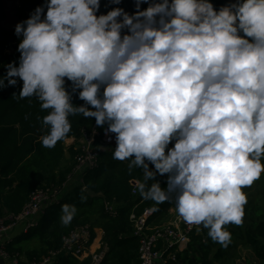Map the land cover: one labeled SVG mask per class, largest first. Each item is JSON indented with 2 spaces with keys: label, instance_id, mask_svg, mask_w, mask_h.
Instances as JSON below:
<instances>
[{
  "label": "clouds",
  "instance_id": "clouds-1",
  "mask_svg": "<svg viewBox=\"0 0 264 264\" xmlns=\"http://www.w3.org/2000/svg\"><path fill=\"white\" fill-rule=\"evenodd\" d=\"M146 2L135 0L134 14L97 15L100 0H47L43 18L42 5L16 25L19 66L7 65L0 88L18 77L19 98L50 110L46 148L71 131L70 115L107 125L113 158L143 169L141 197L174 198L186 224L227 248L225 226L243 223V189L264 173V0L218 11L211 0H151L140 10ZM65 78L85 104L72 103ZM157 174H167L166 188L148 185ZM61 211L64 225L77 214L70 204Z\"/></svg>",
  "mask_w": 264,
  "mask_h": 264
},
{
  "label": "trees",
  "instance_id": "trees-1",
  "mask_svg": "<svg viewBox=\"0 0 264 264\" xmlns=\"http://www.w3.org/2000/svg\"><path fill=\"white\" fill-rule=\"evenodd\" d=\"M46 3L47 0H19V23L27 20L34 10L42 5L45 6L43 18L47 11ZM149 3L151 0L141 3L140 10L146 9ZM211 3L218 11L221 7L236 3V0H211ZM100 5L97 15L107 14L115 7H121L129 14L137 11L135 0H121L119 5L112 4L110 0H100ZM5 18L4 3L0 0V78L6 75L9 63L14 62L19 66L18 45L23 38L22 34L17 36L15 30H7L2 26ZM16 79V85L0 88V217L20 214L30 202L33 192L38 189L62 187L63 193L58 203L45 208L38 226L13 238L6 245V251L10 255L20 257L24 263L40 262L51 251L62 246L66 235L76 228L90 226L93 239L96 238L95 228L104 231L102 241L109 246V252L103 264H139L141 243L135 236L131 216H140L147 209H154L148 219V225L153 231L172 219L170 210L176 209L175 199L157 205L151 200L143 199L139 191L137 195H133V181L144 182L143 169H130L129 160L114 159L116 147L101 153L98 168L83 175H74L69 180L73 175L78 150L74 146L68 148L66 140L71 137L79 139L84 128L103 129L107 125L98 127L94 117L70 115L71 131L67 136L53 148L44 147L41 137L48 133L49 128L43 124V117L50 110L42 109L41 101L36 96L19 98L23 81L18 77ZM65 80L66 88L72 94V103L85 104V101L79 98V90L72 92V82L67 78ZM5 84L7 85V80ZM174 143L175 141L170 142L168 147H173ZM78 144L79 142L77 146ZM149 168L154 169L150 162ZM155 181H159L161 187L166 188L167 174H157L154 181L147 183L151 185ZM254 184L261 192L258 195L260 203L255 204L250 213L245 211L244 214L246 223L247 218L253 223L247 227L244 234L237 230L228 231L231 233V240L237 236L239 242L251 251L252 259L249 264H264V173ZM85 187L90 188L96 195H91ZM108 201L117 206V216L112 217L106 211L105 204ZM64 204L75 205L77 208V214L69 225L61 222V209ZM207 232L208 230L203 228L193 233L188 249L178 253L177 264H199L204 260L209 261L211 257L212 264H215L223 259L224 248L212 241ZM53 264H92V257L81 260L61 253L54 259Z\"/></svg>",
  "mask_w": 264,
  "mask_h": 264
},
{
  "label": "built area",
  "instance_id": "built-area-1",
  "mask_svg": "<svg viewBox=\"0 0 264 264\" xmlns=\"http://www.w3.org/2000/svg\"><path fill=\"white\" fill-rule=\"evenodd\" d=\"M93 127L84 128L78 139L73 175H83L87 171L98 168L100 155L103 151L116 147L114 133H107L105 129ZM140 182L133 181V195L138 194L137 185ZM62 187H50L38 189L33 192L30 202L26 204L18 215L10 214L0 217V264H53L54 259L61 253L72 255L78 259L92 257V264H103L109 252V246L100 241L99 247L92 251L93 231L90 226L73 230L63 238L62 246L40 262L24 263L20 257L10 255L6 251V245L12 240L9 233L18 227L24 226V231L36 228L45 208L60 201ZM106 211L112 216L118 215V208L112 202H106ZM154 209H147L142 215L133 214L131 220L134 223L135 236L140 240L139 264H177L178 253L188 249L195 232L203 229L202 225L186 224L182 218L175 214L164 226L151 231L148 225L149 217Z\"/></svg>",
  "mask_w": 264,
  "mask_h": 264
},
{
  "label": "rangeland",
  "instance_id": "rangeland-1",
  "mask_svg": "<svg viewBox=\"0 0 264 264\" xmlns=\"http://www.w3.org/2000/svg\"><path fill=\"white\" fill-rule=\"evenodd\" d=\"M4 8L6 11V18L2 22V26L7 30H15L16 25L19 23V20L17 18V9L19 5L18 0H3ZM16 7V8H15ZM243 191L247 194L248 202L245 205V211L250 213V209L255 206V204H259L260 201L258 199V195L261 193L257 186L253 184L251 187L244 188ZM248 205V206H247ZM248 223H246V217H243V224L240 228L237 226H234L233 224H229L228 227L225 226L226 230H229L230 232L236 231L240 232L242 234L245 233L247 230V227H249L253 221L249 218H247ZM229 228V229H228ZM98 228H96V231ZM235 241V242H234ZM232 244V245H231ZM223 247V246H222ZM223 259L220 260V262H217L215 264H225L226 258L229 254V252H232L236 255L237 262L249 264L250 258L252 257L251 251L243 246V243L239 242V238L237 236H234V238L229 243L228 247H223ZM216 253V250H215ZM215 261V260H214Z\"/></svg>",
  "mask_w": 264,
  "mask_h": 264
},
{
  "label": "crops",
  "instance_id": "crops-1",
  "mask_svg": "<svg viewBox=\"0 0 264 264\" xmlns=\"http://www.w3.org/2000/svg\"><path fill=\"white\" fill-rule=\"evenodd\" d=\"M77 142H78V139H76L75 137H71V138L66 140V146L68 148L72 147V146L77 147ZM170 214H171V216H174L175 214H178V213H177L176 209L172 208L170 210ZM97 230L98 231H96V228H95L96 238H95V241H94V243L92 245V251H94L95 249H97L99 247L100 241H102V238H103V235H104V231L101 228H98ZM23 232H25L24 231V226L23 225H19L18 227H16L15 229H13L9 233V237L13 240V238H15L16 236H19ZM250 259H252V257ZM209 261L212 262V257L209 259ZM225 264H240V263H239V261L237 262L236 255L234 253H230L229 252V254H228L227 258H226ZM241 264H244V263H241Z\"/></svg>",
  "mask_w": 264,
  "mask_h": 264
},
{
  "label": "water",
  "instance_id": "water-1",
  "mask_svg": "<svg viewBox=\"0 0 264 264\" xmlns=\"http://www.w3.org/2000/svg\"><path fill=\"white\" fill-rule=\"evenodd\" d=\"M19 1V0H18ZM85 190L87 191V192H89L91 195H96L95 194V192L94 191H92L90 188H88V187H85ZM212 262L211 261H206V260H204L202 263H199V264H211Z\"/></svg>",
  "mask_w": 264,
  "mask_h": 264
},
{
  "label": "bare ground",
  "instance_id": "bare-ground-1",
  "mask_svg": "<svg viewBox=\"0 0 264 264\" xmlns=\"http://www.w3.org/2000/svg\"><path fill=\"white\" fill-rule=\"evenodd\" d=\"M16 8V7H15Z\"/></svg>",
  "mask_w": 264,
  "mask_h": 264
}]
</instances>
